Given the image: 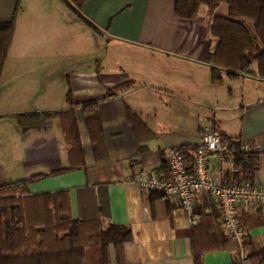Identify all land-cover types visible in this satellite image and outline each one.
I'll return each mask as SVG.
<instances>
[{
  "label": "crops",
  "instance_id": "0c3cea01",
  "mask_svg": "<svg viewBox=\"0 0 264 264\" xmlns=\"http://www.w3.org/2000/svg\"><path fill=\"white\" fill-rule=\"evenodd\" d=\"M175 5L0 0V21L15 15L0 76V185L34 177L16 194L32 219L58 222L66 207L73 218L129 227L132 238L110 245L106 264H264V207H242L240 243L225 237L210 198L198 201L194 224L136 182L140 166L168 175V149L196 146L215 125L257 152L253 181L264 185V77L254 65L215 82L211 26L226 8L202 5L185 20ZM45 112L58 113L20 122ZM230 167L222 164V179Z\"/></svg>",
  "mask_w": 264,
  "mask_h": 264
},
{
  "label": "trees",
  "instance_id": "16d2710c",
  "mask_svg": "<svg viewBox=\"0 0 264 264\" xmlns=\"http://www.w3.org/2000/svg\"><path fill=\"white\" fill-rule=\"evenodd\" d=\"M202 5L213 13L221 5L226 6V13L214 15L211 26L217 40L210 57L213 80L221 79L222 70L236 77L252 72L254 65L257 74L264 77V0H176L175 10L181 19L193 20ZM14 25L15 15L8 21H0V76ZM67 98L71 103L70 92ZM90 106L86 104L85 108ZM57 113L20 114L19 119L23 122ZM196 148L197 145L184 151ZM257 160V152L252 150L235 154V166L246 179L253 180ZM32 181L34 177L0 185L1 264H106L110 245L118 247L132 238L125 225L104 224L101 216L73 218L66 207L58 222L51 218L43 222L30 218L16 194ZM256 255L264 258L263 251Z\"/></svg>",
  "mask_w": 264,
  "mask_h": 264
},
{
  "label": "built area",
  "instance_id": "2783aa9c",
  "mask_svg": "<svg viewBox=\"0 0 264 264\" xmlns=\"http://www.w3.org/2000/svg\"><path fill=\"white\" fill-rule=\"evenodd\" d=\"M251 148L246 142L225 137L215 125L203 129L196 149L184 151L179 146L168 149L166 166L168 175L161 176L155 169L138 167L136 182L143 192H161L166 199L185 209L197 223L200 215L196 206L204 197L219 209L221 225L227 239L242 242L241 209L264 207V185L239 176L235 154ZM216 167L212 165V159ZM229 163V179L220 176V167Z\"/></svg>",
  "mask_w": 264,
  "mask_h": 264
},
{
  "label": "rangeland",
  "instance_id": "374dc122",
  "mask_svg": "<svg viewBox=\"0 0 264 264\" xmlns=\"http://www.w3.org/2000/svg\"><path fill=\"white\" fill-rule=\"evenodd\" d=\"M221 8H219V10L221 9V10H224L225 9V5H221L220 6ZM207 10H209V8L206 6V5H203L202 6V13H205V11H207Z\"/></svg>",
  "mask_w": 264,
  "mask_h": 264
}]
</instances>
